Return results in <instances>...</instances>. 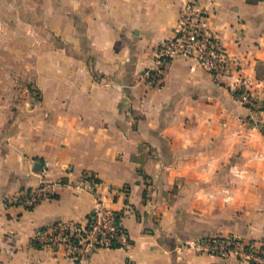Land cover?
<instances>
[{
	"label": "crops",
	"instance_id": "1",
	"mask_svg": "<svg viewBox=\"0 0 264 264\" xmlns=\"http://www.w3.org/2000/svg\"><path fill=\"white\" fill-rule=\"evenodd\" d=\"M187 1L0 0V264H251L188 244L264 240V112L254 126L183 56L159 84L141 79ZM197 2L245 73L264 77V0ZM83 172L115 210L125 199L110 189L130 187L131 244L77 261L32 238L87 218L93 194L70 186ZM43 180L63 183L56 197L16 203Z\"/></svg>",
	"mask_w": 264,
	"mask_h": 264
},
{
	"label": "built area",
	"instance_id": "2",
	"mask_svg": "<svg viewBox=\"0 0 264 264\" xmlns=\"http://www.w3.org/2000/svg\"><path fill=\"white\" fill-rule=\"evenodd\" d=\"M175 34L163 40L154 51L153 64L146 68L141 79L147 84L163 81L168 63L177 56L193 61L192 70L202 68L214 80L226 87L243 106L249 110L246 120L261 126L260 116L264 112V77H251L245 73L244 65L237 55L230 53L218 31L209 25V15L197 2L188 0L181 11ZM61 181L43 180L37 187L23 190L16 203L27 208L43 200L57 196ZM68 185L70 183H67ZM97 178L83 172L71 183L76 191L91 192L95 198L93 210L84 221H56L36 230L33 244L54 251L77 261L87 259L99 248L127 247L131 239L123 224V210L131 208L126 202L129 196L127 185L113 187L110 193L125 199L124 209H113L107 199L98 192ZM157 210L156 204L150 205ZM190 249L221 257L235 256L251 264H264V240H245L235 235L208 236L191 241Z\"/></svg>",
	"mask_w": 264,
	"mask_h": 264
},
{
	"label": "trees",
	"instance_id": "3",
	"mask_svg": "<svg viewBox=\"0 0 264 264\" xmlns=\"http://www.w3.org/2000/svg\"><path fill=\"white\" fill-rule=\"evenodd\" d=\"M257 77H259V78H261V77H263V76H257ZM64 181V180H63ZM97 181H99L98 179H97ZM129 187V186H128ZM127 190H128V193H129V196H128V198L126 199V202L129 204V206L131 205V203H130V192H131V189H130V187L129 188H127ZM131 207V206H130Z\"/></svg>",
	"mask_w": 264,
	"mask_h": 264
}]
</instances>
